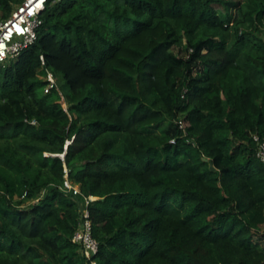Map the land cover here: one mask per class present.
<instances>
[{"label": "trees", "instance_id": "obj_1", "mask_svg": "<svg viewBox=\"0 0 264 264\" xmlns=\"http://www.w3.org/2000/svg\"><path fill=\"white\" fill-rule=\"evenodd\" d=\"M43 20L0 65V264H264V0H60Z\"/></svg>", "mask_w": 264, "mask_h": 264}, {"label": "built area", "instance_id": "obj_2", "mask_svg": "<svg viewBox=\"0 0 264 264\" xmlns=\"http://www.w3.org/2000/svg\"><path fill=\"white\" fill-rule=\"evenodd\" d=\"M58 1L60 0H25L15 8L8 19L0 21V65L5 66L17 60L25 49L38 40L39 30L44 24V13L49 5ZM42 61L44 62L43 57ZM47 80L49 86L46 92H49L56 86V79L51 72H48ZM254 140L257 143L256 156L264 164V141L257 136ZM65 173V190L72 192L74 196L82 195L80 187L69 180L67 170ZM96 200L97 198L93 196L85 197L82 221L73 237V241L82 246L83 253L89 260L98 253V243L92 237V224L87 208ZM92 264L95 263L92 262Z\"/></svg>", "mask_w": 264, "mask_h": 264}, {"label": "rangeland", "instance_id": "obj_3", "mask_svg": "<svg viewBox=\"0 0 264 264\" xmlns=\"http://www.w3.org/2000/svg\"><path fill=\"white\" fill-rule=\"evenodd\" d=\"M174 51L177 52V48H175ZM258 238L259 239L256 240V242L258 241L259 245L264 248V226L261 227V233L259 234Z\"/></svg>", "mask_w": 264, "mask_h": 264}, {"label": "water", "instance_id": "obj_4", "mask_svg": "<svg viewBox=\"0 0 264 264\" xmlns=\"http://www.w3.org/2000/svg\"><path fill=\"white\" fill-rule=\"evenodd\" d=\"M58 157H60L61 159H64L65 154H63V155H58ZM210 166H211V169H212V170H215L214 165H213L212 162H210Z\"/></svg>", "mask_w": 264, "mask_h": 264}]
</instances>
